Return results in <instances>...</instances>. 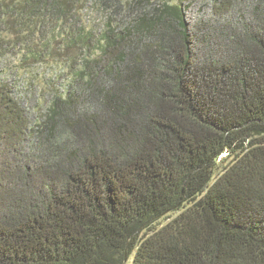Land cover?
I'll use <instances>...</instances> for the list:
<instances>
[{"label":"trees","instance_id":"1","mask_svg":"<svg viewBox=\"0 0 264 264\" xmlns=\"http://www.w3.org/2000/svg\"><path fill=\"white\" fill-rule=\"evenodd\" d=\"M214 1L0 0V264H264V0Z\"/></svg>","mask_w":264,"mask_h":264},{"label":"rangeland","instance_id":"2","mask_svg":"<svg viewBox=\"0 0 264 264\" xmlns=\"http://www.w3.org/2000/svg\"><path fill=\"white\" fill-rule=\"evenodd\" d=\"M171 3H180L182 0H168ZM185 5L186 3H191V7L187 9V15L189 19L196 20V19H203V21H208L213 18H215L214 14V0H183ZM251 0H239V3L235 7V17L239 19L241 14L246 11L248 6L250 5ZM92 9L85 12V20L89 22L90 26L99 27L103 24L105 20V9H102V5L100 4H94L91 6ZM232 19L236 21V19L232 16ZM230 18V20H231ZM46 69L40 70L41 75L44 74ZM25 81H21L18 83V87L20 88V91H24L25 85L23 84ZM22 88V89H21ZM40 103V102H39ZM38 108V107H36Z\"/></svg>","mask_w":264,"mask_h":264}]
</instances>
